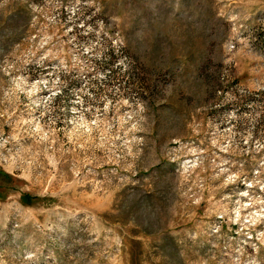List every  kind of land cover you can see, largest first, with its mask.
Masks as SVG:
<instances>
[{"label":"rangeland","instance_id":"obj_1","mask_svg":"<svg viewBox=\"0 0 264 264\" xmlns=\"http://www.w3.org/2000/svg\"><path fill=\"white\" fill-rule=\"evenodd\" d=\"M0 144V264H264V0H0Z\"/></svg>","mask_w":264,"mask_h":264},{"label":"clouds","instance_id":"obj_2","mask_svg":"<svg viewBox=\"0 0 264 264\" xmlns=\"http://www.w3.org/2000/svg\"><path fill=\"white\" fill-rule=\"evenodd\" d=\"M12 83H13V86H12L11 90L9 92L5 93L6 97H13V96H15V94L17 92H25V89L28 88L27 77H23V78L17 77V79L14 80ZM36 89H37V86L33 85L31 88L28 89V91L26 92V95L31 97L32 95L35 94ZM15 99L18 100L19 97L15 96ZM140 110H141V112L144 110L143 106H140ZM85 111H90V109H86ZM105 111H107V108H105ZM79 119H80V124L78 127H79V129H82L85 134H90L93 131V126H96L97 128H99V126L104 123V121L100 120L98 117L96 119L89 121V120L85 119V116L83 113L80 114ZM141 119H143V117H141ZM23 123L31 124L32 121H23ZM132 130L135 131V130H139V129L134 128ZM33 131L36 133H39L42 131V127L39 125L38 122L36 123V127L33 129ZM108 131H109V129L106 126L102 132V135L105 137L103 143H111L112 141L120 139L119 132H117V134L114 136L108 137V135H107ZM43 138L44 137H41V139H43ZM101 146H103V145H101ZM3 147H4V145L0 144V149H2ZM114 147H115V145L113 144V148ZM261 215H264V210H262Z\"/></svg>","mask_w":264,"mask_h":264}]
</instances>
